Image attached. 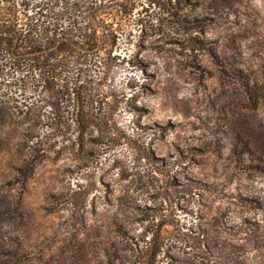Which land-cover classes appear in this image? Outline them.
<instances>
[{
    "label": "rangeland",
    "instance_id": "rangeland-1",
    "mask_svg": "<svg viewBox=\"0 0 264 264\" xmlns=\"http://www.w3.org/2000/svg\"><path fill=\"white\" fill-rule=\"evenodd\" d=\"M183 4L133 0L106 83L112 116L93 144L78 150L66 134L30 162L18 129L0 132V264H132L125 241L158 223L173 241L260 214L264 0Z\"/></svg>",
    "mask_w": 264,
    "mask_h": 264
},
{
    "label": "trees",
    "instance_id": "trees-1",
    "mask_svg": "<svg viewBox=\"0 0 264 264\" xmlns=\"http://www.w3.org/2000/svg\"><path fill=\"white\" fill-rule=\"evenodd\" d=\"M169 1L187 7L190 0ZM132 3L0 0V132L9 125L18 129L24 160L38 162L74 132L77 136L68 140L83 150L109 126L107 99L115 94L106 83ZM242 83L257 94V81L243 76ZM253 135L264 148V127ZM32 171L33 166L21 168L27 176ZM256 207L259 215L240 219L230 230L216 220L197 223L190 238L173 241L166 240L164 224L158 223L147 231L149 238L129 237L125 249L135 258L132 264H264V196ZM254 252L257 261L250 256ZM158 256L168 259L159 263Z\"/></svg>",
    "mask_w": 264,
    "mask_h": 264
}]
</instances>
